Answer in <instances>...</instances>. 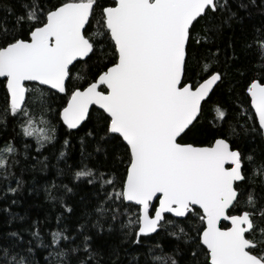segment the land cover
Returning a JSON list of instances; mask_svg holds the SVG:
<instances>
[{
  "label": "snow or ice",
  "instance_id": "snow-or-ice-1",
  "mask_svg": "<svg viewBox=\"0 0 264 264\" xmlns=\"http://www.w3.org/2000/svg\"><path fill=\"white\" fill-rule=\"evenodd\" d=\"M0 6L15 16L12 24L7 17L0 20V78L6 81L7 94L0 120L7 115L22 118V135L35 137L39 150L56 139L57 128L43 115L53 111V96L63 94L66 101L57 116L68 130L92 122L85 136L96 140L97 152L107 155L109 145L119 144L128 157L119 174L87 166L74 173L75 180L85 178L89 185L100 181L95 208L99 218L92 227L103 232L102 220H110L111 233L113 224L126 215L120 224L127 229L125 241L138 248L162 230L188 246L192 264H264V197H258L254 187L264 189V160L257 164L253 155L234 146V125L207 143L185 141L225 76L214 70L217 60L211 52L207 63L197 61L200 72L193 69L190 76L191 45L220 30L217 13H230L227 20L236 16L229 0H110L105 5L99 0H30L19 14L9 4ZM202 20L206 35H193ZM257 43L264 56V40ZM74 62L86 66L84 75L73 74ZM26 82H35L40 92L39 122L29 104L33 89ZM246 91L254 109L248 118L258 125L244 130L264 137V76L251 79ZM215 114L226 122V109L216 106ZM69 143L64 140L65 146ZM16 151L12 142L0 148V177L13 175L11 168L19 164ZM21 183L17 180V188L7 191L17 192ZM33 227L37 230L32 236L39 239V222ZM51 237L50 245L58 250L50 255L59 258V264H74L72 254L79 246L59 248L63 241L73 244L74 237L65 230L53 231ZM91 240L84 236L89 259L78 264H91L98 255ZM22 241L20 232L0 234V264H34L28 258L30 242L25 248ZM161 247L149 245L137 259L143 255L148 264L147 254ZM171 264L179 262L173 257Z\"/></svg>",
  "mask_w": 264,
  "mask_h": 264
},
{
  "label": "trees",
  "instance_id": "trees-1",
  "mask_svg": "<svg viewBox=\"0 0 264 264\" xmlns=\"http://www.w3.org/2000/svg\"><path fill=\"white\" fill-rule=\"evenodd\" d=\"M26 2L30 0H0V5L9 4L14 12L19 14L22 11L21 5ZM109 2L110 0H99L101 5ZM43 3L47 4V0H43ZM241 4L245 7H241ZM229 5L231 12L236 13V16L227 20L230 13H217L220 30L215 35H209L207 40H201L199 44L193 42L191 45L194 58L189 63L190 76L194 74L193 69L196 73L200 72V68L196 67L197 61L201 66L208 62L206 56L209 52L215 54L217 60L213 66L214 70H220L225 76L223 83L215 88L210 98L203 104V111L196 127L185 137V141L207 143L217 135L228 132L229 126L234 125L238 134L234 146L240 147L245 154L253 155L258 164L264 160V140L260 135L244 129H250L253 124H257L255 119L248 118L254 114L249 105L246 88L251 79L264 76V56L257 43L264 40V0L254 2L229 0ZM4 17H7L8 24L15 22V16L0 6V20ZM204 27L202 20L196 24L193 35H206L203 32ZM94 61L95 58L89 62V66H92ZM85 67L83 63H75L73 74L80 72L84 75ZM92 70H95L94 67ZM90 75L89 72V78ZM4 85L5 80L0 79V116L4 115L3 109L6 106L7 94ZM26 86L33 89L29 104L34 109L35 119L39 122L42 116L38 99L40 92L36 89V84L28 83ZM44 91L47 92V88ZM65 101L63 94H55L49 101L53 111L45 112L43 118L57 128L56 139L39 150L35 137L22 135L20 129L22 118L7 115L0 120V148L7 142H12L17 149L15 159L19 161V164L11 168L12 176L0 177V234L20 232L23 236L22 246L26 248L30 242L33 251L28 258L34 264H59V258L50 255L58 250L57 246L50 245L51 233L57 230H65V235L74 237L73 244L69 245L68 241H63L59 248L79 246L80 250L72 254L74 264H78L80 259L85 261L89 259L82 244L85 235L92 237L90 241L92 250L98 252L91 260V264H113V261H117V264H144L145 256L140 255L137 259L138 254L147 253L149 245L157 243L162 247L147 254L148 264H171L173 257L179 264H192L191 250L188 246L176 237L165 235L162 230H158L159 235L153 234V238L146 241L143 248L128 244L123 235L127 229L122 230L120 227L121 223L127 221L126 215L113 224L111 233L108 231V225L112 223L110 220H102L103 232L92 227L99 218L95 208L98 205L96 191L100 181L97 180L95 186L89 185L85 178L75 180L74 173L87 166L98 172L119 174L127 167L128 157L123 146L119 144L109 145L107 155L103 150L97 152L96 140L85 136L92 122L84 123L77 130H68L57 116ZM216 106L227 110L226 122L216 118ZM37 126L46 125L38 123ZM81 137L84 138L83 144ZM65 139L70 142L67 146L64 145ZM25 145L29 146L27 150ZM61 152L64 156H61ZM116 155L120 159H116ZM17 180L22 181L17 192H8V187L17 188ZM63 185H68L73 191L67 192ZM254 187L257 196L264 197V189L258 184ZM246 195L247 193L241 197L242 201L246 199ZM68 208H71L70 212ZM36 221L39 222V239L32 236V232L37 230L33 227ZM81 225H84L83 229ZM153 257L163 259L156 260Z\"/></svg>",
  "mask_w": 264,
  "mask_h": 264
},
{
  "label": "water",
  "instance_id": "water-1",
  "mask_svg": "<svg viewBox=\"0 0 264 264\" xmlns=\"http://www.w3.org/2000/svg\"><path fill=\"white\" fill-rule=\"evenodd\" d=\"M75 63V62H74ZM0 79H4V78H0ZM5 80V79H4ZM5 83H6V81H5ZM28 83H33V84H35V82H26V85L28 84ZM46 88V87H45ZM53 92H55V90H52ZM247 95H248V97H249V105H250V108H251V98H250V96H249V94L247 93ZM251 111H252V113L254 114V109H252L251 108ZM61 121V120H60ZM62 122V121H61ZM256 122H257V125H258V121L256 120ZM63 124V123H62ZM66 127V126H65ZM263 138V140H264V137H262ZM166 215H168V216H170V214H166ZM177 219H180V218H177ZM222 223H226V222H222Z\"/></svg>",
  "mask_w": 264,
  "mask_h": 264
}]
</instances>
